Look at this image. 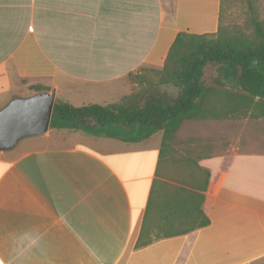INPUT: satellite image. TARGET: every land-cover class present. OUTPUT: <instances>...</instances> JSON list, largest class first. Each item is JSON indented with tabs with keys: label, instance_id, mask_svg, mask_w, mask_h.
<instances>
[{
	"label": "crops",
	"instance_id": "obj_1",
	"mask_svg": "<svg viewBox=\"0 0 264 264\" xmlns=\"http://www.w3.org/2000/svg\"><path fill=\"white\" fill-rule=\"evenodd\" d=\"M221 10L222 0H0V109L34 85L75 107L117 103L133 92L130 74L164 66L179 33H217ZM251 129L186 120L167 147L161 132L24 139L0 153V264H264V132ZM199 194L209 226L135 248L151 195L150 225L170 233L194 222Z\"/></svg>",
	"mask_w": 264,
	"mask_h": 264
},
{
	"label": "trees",
	"instance_id": "obj_2",
	"mask_svg": "<svg viewBox=\"0 0 264 264\" xmlns=\"http://www.w3.org/2000/svg\"><path fill=\"white\" fill-rule=\"evenodd\" d=\"M247 2L249 22L254 31L253 39L245 35H220L221 23L216 35L179 33L164 66L160 71H155L160 77L158 84L149 83L140 93L126 96L109 105L75 107L56 101L50 128L82 131L125 142H137L161 132L162 145L167 147L186 120L222 119L225 115L241 112L243 109H258L259 114L255 116H264V22L258 18L254 1ZM209 64L216 65L221 74L217 83L222 87L231 83L233 91L206 85L205 68ZM130 76L138 83H148L143 75ZM168 85L179 91L177 96L164 90ZM32 89L35 93L49 91L48 87L41 85H34ZM217 97L220 102L216 100ZM206 174L209 179V172ZM206 188L207 186L203 191ZM204 199V195L199 194L198 204L192 211L194 222L185 224L183 229L179 227L170 233H158L152 238L148 232L154 204V197L151 195L135 248L209 226L210 220L202 209ZM190 202L191 200L189 204ZM186 213L190 214L188 211Z\"/></svg>",
	"mask_w": 264,
	"mask_h": 264
},
{
	"label": "rangeland",
	"instance_id": "obj_3",
	"mask_svg": "<svg viewBox=\"0 0 264 264\" xmlns=\"http://www.w3.org/2000/svg\"><path fill=\"white\" fill-rule=\"evenodd\" d=\"M254 4L257 7L258 10V18L264 22V0H253ZM249 12H248V2L247 0H222V10H221V33L220 35H224V36H230V37H236V36H241V35H245L248 36L249 38L254 37V31H253V27L249 22ZM216 35V33H215ZM217 66L213 65V64H209L207 65V67L205 68V76H204V81L206 83L207 86L210 87H216L219 90H231L233 91V88H231V83H227L226 87H222L221 85H219L217 83V79L220 77V73L217 70ZM160 69H153V68H144L141 69L140 71H138L137 73L133 74V76H138V75H143L146 77V81H148V83L146 82V84H142V83H138L136 81H133L132 76H129L130 82L133 83V92L130 95L133 94H138L140 93L142 90H144L148 85H150L149 83L156 85L160 82V77L157 75V73L155 72L156 70H161ZM31 92H34V90L32 89L31 86ZM168 94L172 95V96H177L178 95V90L171 85H168L165 87L164 89ZM23 96L24 97H28L30 95V92L27 90L23 91ZM34 95V94H33ZM129 96V95H128ZM217 96V95H215ZM217 101H219L220 99L217 97L216 98ZM220 102V101H219ZM259 110H255L252 109L250 111L243 109V111L241 112H236V113H231L228 115H225L222 119H240L242 121H248L250 122V125L252 127V129L250 130V132L259 135V132H264V116H258L256 117L255 115L259 114L258 113ZM253 115V116H252ZM215 120V119H214ZM191 124H193L192 122H186L183 125V129L186 128L187 126H190ZM201 124V123H199ZM206 126V125H204ZM196 132L194 133H198V135H201L203 133V135H210L211 132L213 133V130H208V129H204L201 128L200 130H195ZM264 134V133H263ZM61 141L59 140H52V143H59ZM24 144V141L21 143ZM178 147V146H177ZM182 155V154H181ZM183 156V155H182ZM184 159L181 160V163L183 164L182 167L180 169H189V162L188 159L190 158V156H184ZM193 160V159H192ZM177 169V168H176ZM193 171L194 173L191 174V183L194 184L195 182H197L198 180V176L199 173L196 171L195 166H190L189 172ZM179 172H182L181 170H178ZM202 174V173H201ZM202 176H204L202 174ZM192 223V222H191ZM156 225H151L148 229L149 235L152 238L156 237V234L160 233H166L165 230L162 229H158L156 230ZM180 227H183V224L180 225Z\"/></svg>",
	"mask_w": 264,
	"mask_h": 264
},
{
	"label": "water",
	"instance_id": "obj_4",
	"mask_svg": "<svg viewBox=\"0 0 264 264\" xmlns=\"http://www.w3.org/2000/svg\"><path fill=\"white\" fill-rule=\"evenodd\" d=\"M55 102V91H42L14 97L0 109V153L14 150L24 139L46 134Z\"/></svg>",
	"mask_w": 264,
	"mask_h": 264
}]
</instances>
